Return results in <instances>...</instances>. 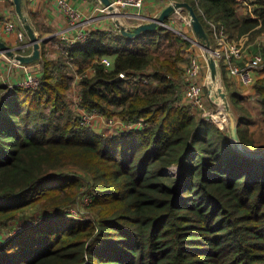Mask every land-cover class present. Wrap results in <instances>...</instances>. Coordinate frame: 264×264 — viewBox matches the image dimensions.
Returning <instances> with one entry per match:
<instances>
[{
	"label": "trees",
	"instance_id": "trees-1",
	"mask_svg": "<svg viewBox=\"0 0 264 264\" xmlns=\"http://www.w3.org/2000/svg\"><path fill=\"white\" fill-rule=\"evenodd\" d=\"M178 1L210 40L207 21L234 40L264 36V0L244 16L236 0ZM53 42L30 65L41 68L37 89L0 84V231L17 218L34 223L0 235V264H264V160L181 104L190 43L162 27L129 39L113 25L62 43L57 57L46 50ZM76 63L94 71L80 81L78 108L144 127L82 126L70 102ZM221 75L241 144L262 152L248 97ZM254 88L264 117V79Z\"/></svg>",
	"mask_w": 264,
	"mask_h": 264
},
{
	"label": "built area",
	"instance_id": "built-area-1",
	"mask_svg": "<svg viewBox=\"0 0 264 264\" xmlns=\"http://www.w3.org/2000/svg\"><path fill=\"white\" fill-rule=\"evenodd\" d=\"M28 2H36L37 0H26ZM255 0H236L238 7L253 6L252 2ZM57 8L64 15L67 20V28L58 36L60 41L68 47H73L77 44L86 42L89 38L90 31L87 29L89 26H94L93 19L84 20L83 13L76 8L70 0H55ZM112 11H109L101 2L100 14L112 20V25L115 20L125 26L127 29H134L139 25L152 22L154 19L148 18L144 14L146 0H110ZM178 0H159V3L165 8L174 6ZM251 2V3H250ZM252 12V11H251ZM159 16H157L158 18ZM156 19V18H155ZM212 39L211 41V54L217 63L218 69L221 71L223 68L230 78H234L238 83L249 91H254L256 82L264 79V53L258 52L252 56L248 55L250 48L251 36L249 34L242 36L238 40L230 38L227 27L221 23H214L207 21ZM115 26V25H114ZM162 28L175 33L183 40L188 41L191 47L201 48L200 42L196 38L190 37V34L195 35L191 26V19L188 13L184 10H175L169 19L161 25ZM16 35L18 47L13 50L17 55H25L27 50L31 47L30 44H25L26 33L18 31L15 24L10 20L0 19V40L4 36ZM202 49V48H201ZM20 52V53H18ZM199 56L192 55L184 70V84L181 104L191 106L192 110L201 118L212 121L221 129L227 127L228 118L222 109L214 110L209 107L208 98L205 95L202 83V70L203 64ZM13 62L24 69L26 72L24 81L21 85L11 86L22 87L26 89L35 90L40 85V66L39 65H25ZM101 64L107 69L111 66L109 59H102ZM94 72V71H93ZM121 79H127L124 73L120 74ZM9 87V86H8ZM103 119L99 113L84 112L81 116V124L89 125L92 120L98 118ZM108 128L117 130H133L144 127V124L139 122L133 125L122 124L118 119H103ZM20 230V228H19ZM19 230L14 231L15 233ZM0 237V246L3 244ZM8 239V238H7ZM5 241V240H4ZM2 242V244H1Z\"/></svg>",
	"mask_w": 264,
	"mask_h": 264
},
{
	"label": "crops",
	"instance_id": "crops-1",
	"mask_svg": "<svg viewBox=\"0 0 264 264\" xmlns=\"http://www.w3.org/2000/svg\"><path fill=\"white\" fill-rule=\"evenodd\" d=\"M71 3L78 8L82 13L84 20L88 19L94 20V26H89L87 29L92 32L96 30L105 31L111 28L112 20L104 17L103 14L99 13V10L102 8L99 0H70ZM23 14L28 18L29 23L31 24L34 32L38 38L42 41L49 39H54L56 43H61L59 35L61 32L67 28V20L64 15L57 8L55 0H37L36 2H28L23 0L22 2ZM166 8L159 3V0H146L144 14L146 17L155 19L157 16H160ZM0 19L12 21L18 31H24V27L20 22V19L16 13L14 0H0ZM26 33V32H25ZM192 36L191 33H189ZM3 44L9 47L11 50H15L19 45L16 40V35L13 36H4L0 40ZM55 42L46 46V50L49 54L53 55V45ZM25 44H30L29 39L26 34ZM33 48L30 47L25 55H31ZM57 52V51H56ZM20 53V52H18ZM58 53V52H57ZM190 56H197V48L191 47L187 49ZM36 66V65H35ZM34 67V66H33ZM184 66V70H185ZM26 72L23 68L16 65L11 58H9L4 52L0 51V84L6 86H16L21 85L24 81ZM94 74V72H93ZM92 74V75H93ZM91 75V76H92ZM89 76V77H91ZM233 82L236 83L237 88L241 93L246 97H252L253 91L244 89L236 79L231 78ZM183 84V83H182ZM255 91V90H254ZM183 92V86H182ZM209 106H214L208 100ZM257 117L254 120V124L249 127L250 132L253 133L254 139L257 142V145L264 147V117L258 111L256 114ZM115 132V131H113ZM264 151V149H263Z\"/></svg>",
	"mask_w": 264,
	"mask_h": 264
},
{
	"label": "water",
	"instance_id": "water-1",
	"mask_svg": "<svg viewBox=\"0 0 264 264\" xmlns=\"http://www.w3.org/2000/svg\"><path fill=\"white\" fill-rule=\"evenodd\" d=\"M99 1L106 8H108L109 11H112L110 0H99ZM22 2L23 0H14L15 9L20 19V22L22 23L24 30L27 34V37L30 42V46L33 48V52L29 56L17 55L13 50H11L1 41H0V51L4 52L9 58H11L12 60L18 63L31 65L34 62L40 60L42 40L38 38L31 24L29 23L28 18L23 14ZM178 9L186 11L190 16L193 32L195 33L196 38L200 42L201 48L204 52V56L209 68V73H210V81L208 83L209 100L212 104L223 107V110L229 121L230 139L234 148L245 157L256 160H264V151L255 152V151L247 150L240 142L235 114L228 103L227 95L225 93L220 92L219 90V81H221L222 75H221V71L218 69L216 61L214 60L211 54L210 38L206 33L194 8L190 4L186 2H177L174 6L167 7L162 12V14L158 18L154 19L152 22L139 25L132 30L127 29L125 26L121 25V23L118 22L117 20H115L114 24L122 36L129 39H133L139 37L144 32L153 31L158 27H161V25L169 19V17L175 12V10ZM120 79L121 78L119 77L117 78L116 81H119Z\"/></svg>",
	"mask_w": 264,
	"mask_h": 264
},
{
	"label": "rangeland",
	"instance_id": "rangeland-1",
	"mask_svg": "<svg viewBox=\"0 0 264 264\" xmlns=\"http://www.w3.org/2000/svg\"><path fill=\"white\" fill-rule=\"evenodd\" d=\"M251 3V2H250ZM253 6L250 5L248 7H245L243 6L242 8H239V13L240 15L244 16V15H247L249 13H251V11L253 10ZM115 24H113L114 26ZM112 27V25H111ZM116 27V26H115ZM192 37L193 39H195V35L192 34ZM55 42V41H54ZM56 43V42H55ZM55 48L53 49V55L54 56H59V52L60 49H61V43H56L53 45ZM197 48V47H196ZM186 50H184V54L182 55V60L183 62L180 63V66L181 68L183 69L184 66H187L188 62H189V59H190V54L186 53L187 52V48H185ZM190 49V47L188 48ZM58 53H57V52ZM263 52L264 53V36H259L257 37L255 40H252L251 43H250V48L248 50V55L249 56H252L258 52ZM197 52H198V55H199V59H201L202 61V64H203V70H202V83L205 85L204 87V92H205V95L206 97L209 99V96H208V83L210 81V73H209V68H208V64H207V61L205 59V56H204V52L201 48H197ZM195 54V56H197L196 53H193ZM55 57V58H56ZM41 70V68H40ZM69 73V76L73 79V82H72V86H71V92H70V102L73 104V109L75 111V115H76V118L80 121V124H81V116H83L84 112L81 108H78L77 105L79 103V92H80V81L82 79L83 76H91L93 74V69L91 68V66L88 64L87 65H83L81 66L80 64H72L71 65V69L68 71ZM219 90L220 92L222 93H226L225 91V87H224V83H223V78L221 76V81H219ZM255 93L252 97H249L248 100L246 101L245 103V106L247 107L248 111L250 112L251 116L253 117V119L255 120V118L257 117L256 114H258V104H257V101H256V98H255ZM228 100V98H227ZM228 103H229V100H228ZM230 105V103H229ZM210 108L214 109V110H222L223 107L222 106H218V105H214V106H209ZM260 112V111H259ZM104 119V118H103ZM103 119H101L100 117L97 119V120H92L89 122V125L85 126V125H82L84 127H88V128H92L96 133H99V134H103V133H106V132H110V133H113V131H115V129L113 128H108L106 126V124L104 123ZM227 127H224L223 130H226L229 132V122H227ZM220 127V126H219ZM171 172L172 174H174L176 172V170L173 168L171 169ZM70 213H74V211L70 212ZM43 215H37L35 216V218H40L42 217ZM33 220L31 218H28V219H21V218H17L15 219V221L11 222L10 224H8L7 227H4L3 229H1L0 231V235L2 236L3 240L9 238V236H13L15 233L14 231L16 230H19L20 227H26L29 223L30 224H33L32 223ZM2 240V239H1Z\"/></svg>",
	"mask_w": 264,
	"mask_h": 264
},
{
	"label": "bare ground",
	"instance_id": "bare-ground-1",
	"mask_svg": "<svg viewBox=\"0 0 264 264\" xmlns=\"http://www.w3.org/2000/svg\"><path fill=\"white\" fill-rule=\"evenodd\" d=\"M220 88V87H219ZM260 163V162H259Z\"/></svg>",
	"mask_w": 264,
	"mask_h": 264
}]
</instances>
